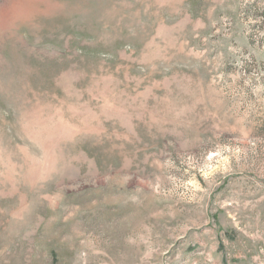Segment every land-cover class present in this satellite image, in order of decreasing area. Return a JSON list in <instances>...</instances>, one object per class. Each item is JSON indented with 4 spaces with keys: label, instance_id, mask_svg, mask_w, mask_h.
<instances>
[{
    "label": "rangeland",
    "instance_id": "1",
    "mask_svg": "<svg viewBox=\"0 0 264 264\" xmlns=\"http://www.w3.org/2000/svg\"><path fill=\"white\" fill-rule=\"evenodd\" d=\"M0 264H264V0H0Z\"/></svg>",
    "mask_w": 264,
    "mask_h": 264
}]
</instances>
